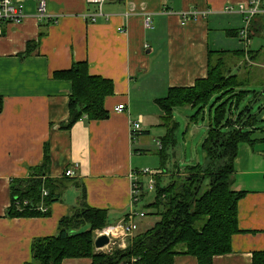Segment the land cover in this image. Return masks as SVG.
<instances>
[{"label":"crops","instance_id":"obj_1","mask_svg":"<svg viewBox=\"0 0 264 264\" xmlns=\"http://www.w3.org/2000/svg\"><path fill=\"white\" fill-rule=\"evenodd\" d=\"M15 1L25 9L26 19L20 25H0V97L4 99L0 113V264L31 263L34 240L56 236L60 221L72 215L79 202L82 188L70 186L62 201L51 206L48 217L7 216L12 180L27 178L43 163L46 145L52 178H61L78 165L73 178L86 188L90 207L108 210L116 221L132 212V175L140 171L143 150L139 147L148 140L142 136H151V129L167 134L157 101L166 98L172 88L194 87L207 78L210 52L244 49L235 33L245 26L244 15L227 8L248 4L247 0H106L100 13L99 6L88 0H45L46 16L39 19L38 0ZM146 15L152 16L151 29L144 26ZM28 44L33 51L25 54ZM79 62L88 63L90 75L113 82L114 93L105 100L109 117L103 121L84 117L63 129L70 115L72 84L53 75ZM119 105H125L126 111H116ZM260 115H254L253 126L246 127L253 131L254 143L242 144L235 162L234 189L247 191L238 203L242 233L232 238V252L217 256L214 264H254V253H264V128L259 126ZM136 122L141 128L134 133ZM188 133L193 134L190 127ZM163 137L156 143L159 150ZM167 173L163 171L162 176ZM153 225L147 224L145 230ZM91 263L82 258L66 259L62 264ZM174 264L198 261L179 255Z\"/></svg>","mask_w":264,"mask_h":264},{"label":"trees","instance_id":"obj_2","mask_svg":"<svg viewBox=\"0 0 264 264\" xmlns=\"http://www.w3.org/2000/svg\"><path fill=\"white\" fill-rule=\"evenodd\" d=\"M262 16L264 14L258 17ZM253 22L254 19L249 26L250 40L255 33L251 30ZM235 33L239 36L240 31ZM28 46L25 54L33 51L31 44ZM228 53L244 55L245 59L249 57L254 62L258 58L255 52H210L207 78L198 80L194 87L172 88L166 98L157 101L164 112L163 126L167 129L159 151L163 166L168 161L167 149L177 146L176 133L180 123L175 120V110L196 108L191 118L195 120L209 107L210 124L202 144L206 164L188 167L185 171L176 168L166 185H163L162 175L156 176L154 201L145 206L153 212L144 213L145 217L153 215L160 219L151 228L138 231L125 249L116 246L110 252L96 251L95 231L120 221L111 219L108 210L90 207L86 188L74 178L50 176L52 162L48 145L41 165L27 178L12 180L9 218L48 217L51 206L62 201L70 186L82 188L72 215L60 221L59 233L34 240L29 264H62L66 259L82 258L91 259V264H174L179 255L195 257L198 264H214L217 256L232 252V238L242 233L238 203L247 194V191L234 189L235 162L240 146L253 144L255 140L252 139L253 131L246 128L253 126L251 103L240 109L252 92L245 90L247 82L238 75L225 72L223 57ZM53 77L72 84L70 115L67 123L62 125L63 129H70L84 117L90 121L108 119L105 100L114 93L112 81L90 75L87 62L75 63L69 70L55 72ZM254 94L257 99L261 93ZM3 108L4 99L0 97V113ZM164 172L168 171L164 168ZM140 184L144 189L141 179ZM44 189L48 192L46 197H43ZM143 197L144 194L140 201ZM25 201L28 202L26 206ZM41 206L47 209L46 212L41 211ZM254 264H264V253H254Z\"/></svg>","mask_w":264,"mask_h":264},{"label":"rangeland","instance_id":"obj_3","mask_svg":"<svg viewBox=\"0 0 264 264\" xmlns=\"http://www.w3.org/2000/svg\"><path fill=\"white\" fill-rule=\"evenodd\" d=\"M258 16L254 19V22L251 25V30H254L255 33H253L251 36L250 44L247 48L244 44V49L242 50V52L246 51L258 53L257 60L254 62L249 59V57L245 59L244 55L229 54L228 56L223 57L225 62L223 68H225V72L227 74L230 71L232 74L238 75L241 80L247 82L245 90H249L252 93H250L245 101L241 104V108H244L249 103H251L252 114L257 115L258 117L262 112L258 121L259 126L264 128V109L263 111L261 110V107H264V17ZM255 92L261 93L260 96L257 97L256 101L254 100ZM208 110L209 107L195 120H191V118L197 111L196 108L193 109L191 107H182L175 110V120L180 123V129L176 133L177 146H175L173 149H167L168 161L164 166L162 165L160 156L158 155L160 150L156 143L159 137L164 136L165 131L159 130V132H157L156 130L153 131V129H151V136H142L145 140H148L146 145L139 147L140 150H143L142 159L140 161V165H142L140 171L150 170L157 172L160 170L164 171L165 168L168 173L163 177V185H166L174 175L176 168H180L181 171H185L188 167L196 166L198 164H206V158L202 144L208 134L210 124ZM188 126L193 131V134L188 133ZM195 126L198 128V130H195ZM140 179L144 185V197L137 204V207H135L134 210L138 211L139 213L142 211L145 213H152L153 210L145 206L154 201L155 192L148 191L147 189V186L149 185L148 177L141 176ZM159 219V217H154L153 215H147L144 218L136 217L135 222L138 226V229L135 232V235L138 231L145 230L147 224H155L157 221H159ZM96 231L95 235L97 234ZM111 249L112 248L108 247L98 252H110Z\"/></svg>","mask_w":264,"mask_h":264},{"label":"built area","instance_id":"obj_4","mask_svg":"<svg viewBox=\"0 0 264 264\" xmlns=\"http://www.w3.org/2000/svg\"><path fill=\"white\" fill-rule=\"evenodd\" d=\"M39 1V10H38V17L39 19H42L45 17V9H46V2L45 0H38ZM106 0H88V2L97 4L101 9L103 4ZM248 4L240 5L238 8L234 7H228V12H239L244 15V21L245 26L240 30L239 37L244 42L245 47L247 48L250 44V37H249V26L253 19H255L258 15L264 14V9L262 7V0H247ZM196 15V14H194ZM187 15H184V18ZM27 14L25 12V9L22 5H18V3L15 0H0V25H6V24H13V25H20L23 23V21L26 19ZM92 18H96V15H92ZM186 20V19H185ZM144 26L146 29H151L153 27V20L151 15H146L144 18ZM116 111L118 112H125L126 106L125 105H119L116 108ZM141 128L140 123L136 122L132 124V131L135 133L139 131ZM78 168V165H75L74 168L67 169L64 172V176L68 178H73L75 176V169ZM163 171H139L135 172L132 175L133 183H132V201H131V208L132 212H130L125 220L120 221L116 225L109 226L107 228H104L102 230L96 231L95 240L102 236L106 235L110 239V245L109 247L113 249V247L118 246L120 248H126L128 242L131 240V238L134 237L135 232L138 229V226L135 222L136 217H145V213L137 212L134 210L136 205L140 202V199L143 195V188L140 184V177L146 176L149 178V185L147 186L148 191H155L156 189V176L162 175ZM48 195L47 190H43V197H46ZM24 205H28V202L25 201ZM42 212H46V208L41 206L40 207ZM139 213V214H138Z\"/></svg>","mask_w":264,"mask_h":264},{"label":"water","instance_id":"obj_5","mask_svg":"<svg viewBox=\"0 0 264 264\" xmlns=\"http://www.w3.org/2000/svg\"><path fill=\"white\" fill-rule=\"evenodd\" d=\"M95 248L99 251L101 250H104L106 248L109 247L110 245V239L108 236L106 235H102L100 237H98L96 240H95Z\"/></svg>","mask_w":264,"mask_h":264}]
</instances>
